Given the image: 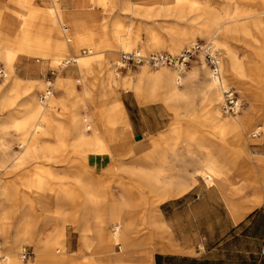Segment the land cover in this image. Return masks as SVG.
Here are the masks:
<instances>
[{
	"label": "bare ground",
	"instance_id": "1",
	"mask_svg": "<svg viewBox=\"0 0 264 264\" xmlns=\"http://www.w3.org/2000/svg\"><path fill=\"white\" fill-rule=\"evenodd\" d=\"M173 1L177 0H92V4H100L105 11H108L113 8V5L118 3L122 10L126 11V9H129L133 12L153 17L165 13L162 11L150 15L147 9L153 3L159 2L162 7V4ZM238 13L239 11L236 9L234 12H227V15L235 16ZM177 17L180 18L179 15ZM228 22L227 20L221 23L218 16H214L210 20V24L203 30L208 40L223 45L225 54L228 51H225L227 47L221 38L234 31ZM64 23V13L58 0H52L45 10H37L31 0H0V59L4 61L5 66L11 73L10 78L5 82L6 84L4 86L0 85V110L5 111V115L0 119V127L3 128L1 138H3L2 149L4 151L1 158V166L5 168L11 167L18 170L25 164L31 161H38L40 158L55 162L56 156L60 154L59 150L64 147V134L57 128L60 123L54 120L53 112L59 110L58 108L65 103L66 97L71 98L73 93L76 96H86L92 101H95L100 96L102 99L101 105L94 103L93 107L96 109L100 106L103 107L108 114L109 123L120 124L119 127L113 126L104 133L96 128H93L90 132L89 130L92 126L87 120V114L75 110L69 115L68 122L69 131L75 140L72 143V147L78 153L100 155L103 152H111L114 150L110 144L111 141L117 140L118 136H121L125 130L129 129V125L120 120L122 119V103L118 91L117 69L119 68L122 53L133 51L142 54L141 48L136 45V38L128 34L127 24L126 26L122 24L117 16L108 18V20L104 18L100 23L103 30H107L109 26L114 30L115 39L113 41L109 39L107 42L96 39V37L92 36L93 33L78 36L71 35L66 31V24L64 25ZM213 24H216V28L212 27ZM196 31L194 29L192 32L187 30L184 34L185 38L192 42L194 40L192 35ZM94 38L96 41H94ZM90 40L95 50L90 48L88 54L85 55L74 53L71 59L61 62L63 67L73 62V67L77 71V79L74 81L76 83L80 82L81 84H79L82 85V88L79 89L75 86L76 83L72 82V77L68 73L56 76V81L62 87H65L64 95L59 100L48 98L52 94L50 89L36 98V89L42 85L40 77L29 79L32 82L27 81L24 83V78L17 74L14 69L12 62L17 48L25 52L39 49L44 52H50L52 55L62 56L74 52L79 44L88 45ZM102 44H106L107 49L102 48ZM192 44L196 45L197 43ZM150 46H154L153 39L150 41ZM119 50L122 51L118 55ZM213 50L216 53L217 49L214 46H212ZM86 52L87 50L83 53ZM260 56H264L263 53L260 52ZM216 61V73L208 66L205 59L202 58L201 61L205 69L204 73L207 75L205 82L208 88L207 99L211 102V119L218 128L233 127L236 129L239 127L240 141L242 144H246V136H244L245 131L248 130L246 125L248 124L249 126L251 121L255 120L258 115L264 119V105L258 102L253 106L252 111L247 110L243 114L237 112L229 114L232 115V118H222L219 102L221 101V92L223 93L228 88V86H225L223 78L236 82L243 91L249 93L251 90L245 83L244 78L245 76L252 78L253 74L242 72L240 63L234 57H230L229 60L223 58L221 64H219V55L216 53ZM148 64L147 62L141 64L140 69L135 70L133 73H127L123 78L124 86L133 88L135 98L143 104L155 100H160L167 104L177 103L184 96L186 82L197 71L196 68H192L186 74H183V71L171 69L168 65L155 67L158 69L152 71L149 69ZM220 66H222L221 70ZM39 68L43 70L42 66ZM98 73L103 75V79L100 81H97ZM258 73L264 78V69ZM5 75H7V72L4 71V75L1 78ZM48 83L50 84L49 81ZM21 93L24 96L17 102V98ZM43 100L46 101L43 102ZM238 101L240 100L238 99ZM21 107L24 109L23 115L17 118L13 111L19 110ZM98 117L102 119L104 114L100 113ZM122 122L123 124H121ZM11 127H17L18 130H21V135L18 136L21 149L18 152H13L10 149L11 138L7 135H10L9 128ZM260 127L257 125L256 128ZM178 130V126L173 125L165 133H160L157 136L158 139L151 136V144L147 148L149 150L144 156L145 167H139L141 175L151 185V192L158 196L156 197L157 199H152L149 208L152 217L149 222H152L154 226H157L160 217V212L157 209L158 203L169 196L183 193L191 186V183L186 180L175 182L174 174H171L169 167L166 166L167 159L160 158L158 156L160 149H156L159 142L164 143L162 149L171 148L168 144L170 141L173 143L174 138L171 139L170 136L177 133ZM251 134L254 136L256 133L253 131ZM41 136H45L47 141L41 142ZM51 139H57L59 146L54 147ZM249 154L252 155L251 158L261 164L257 165V169L262 174L264 181V153L250 152ZM156 160L159 161L157 164L154 163ZM84 163L85 167L88 166L87 162ZM53 165L38 163L36 165L38 172L35 173L34 178L22 180L21 185L23 188L19 203L21 207L17 214V222L12 226L5 223L2 225L0 222V234L3 237V242H5L4 249H2L0 244V264H59L57 260L59 254L68 251L66 250V245L60 241L57 243V247L48 244L44 246L42 228L35 230V222L31 218L32 215H30L27 207L24 208L22 205L24 204L23 201L27 199L25 194L29 191L34 196L35 207L43 215L42 224L45 225L47 221H50L51 214L49 213L51 212L55 214L56 221L60 219L66 220L67 214L59 207L60 203L70 202L75 204L77 195H75L74 191L62 185L60 182L61 177H58V175L54 176V172H52ZM202 169V172L209 174L213 178L221 175L218 167L212 161L205 163ZM250 169L252 171V166H250ZM52 181L57 182L55 187L52 186ZM73 184L78 185L77 187L81 190L83 207L89 205L87 210H84V208L74 210L68 218L74 228H78L80 232L81 242H83V248L86 250L84 264H153L152 260L147 263L150 254L149 248L144 250L146 259V257L136 258L134 254L129 252L130 249L126 247L128 241L126 234H130L135 230V225H130L134 220L133 217V220L129 223L131 212L134 211H131V205L125 202L123 198H116L114 195L108 197V194L98 193L95 189L91 190L89 179L86 177L76 176ZM257 188L260 190L259 187ZM105 197L108 198L109 202L108 208L105 209L107 215L101 212L100 208L102 207L98 205ZM260 198H262V190H260L259 201ZM51 201L55 202L57 208L52 207ZM102 211L104 212V210ZM140 218L138 225L145 227L149 222L145 219L144 214ZM90 234L95 235L96 238L91 239ZM26 237L33 241L34 250L36 251V258L30 262L25 261L22 256V250L17 251L19 241ZM116 244L118 248H114ZM70 258L72 257L70 256Z\"/></svg>",
	"mask_w": 264,
	"mask_h": 264
},
{
	"label": "rangeland",
	"instance_id": "2",
	"mask_svg": "<svg viewBox=\"0 0 264 264\" xmlns=\"http://www.w3.org/2000/svg\"><path fill=\"white\" fill-rule=\"evenodd\" d=\"M31 1L37 10H45L52 0H43V5H38L36 0ZM58 2L60 4L61 0H58ZM162 5L161 7V3L156 2L147 9L150 15L162 11L165 12L162 15L152 17L133 12L129 9H126V11L122 10L118 3L113 5V8L108 11H105L100 4H93L95 12H97V16L100 18V22L101 19L103 20L106 18L108 20V18L117 16L122 24L125 26L127 24L126 28L128 34L136 38V45L138 48H141L142 54L150 55L152 53H161L165 51L178 55L184 49L191 48L193 46L192 43H197L199 45L210 43L217 49L216 53L219 55V64H221L223 58L229 60L230 57H234L235 60L240 63L242 72L253 74L252 78L246 76L244 78L251 93L243 91L236 82L228 81L223 78L225 86L231 88L235 92L236 97L241 101L238 113L243 114L244 111H252L253 106L258 102L264 105V78L258 75V72L264 69V56H260V52L264 55V0H177ZM236 9L239 11L237 15H227V12H234ZM177 15H179L180 18H178ZM214 16H218L219 22L221 23L228 20L229 26L234 30L229 35L221 38L222 42L227 47L225 51L228 52L226 54L224 53L223 45L208 40L205 32H203ZM65 24L66 23H64V25ZM212 27L216 28V24H213ZM193 29L197 31L192 35L194 40L190 42L189 39L185 38L184 34L187 30L192 32ZM107 30L109 31L107 37L113 41L116 37L114 30L110 26ZM93 37L96 36L93 35ZM152 39L154 43L153 47L150 46V41ZM79 45H84L82 49L87 50V52L83 53L81 50L79 51L75 48L76 50L74 52L59 56L57 54L52 55L50 52H44L39 49L32 52H25L17 48L12 63L17 74L24 78V83L27 81L32 82L29 79L40 77L42 85L40 88L37 87L36 89V98L50 89L52 94L48 98L59 100L64 95L65 87H62V85L56 81V76L68 73L72 77V82H75L74 80L77 79V71H75V67H73V62L68 63L65 67L61 66V62H64L66 59H71L74 53L77 55H85L88 54L90 48L94 49L91 40L88 45ZM101 47L107 49L106 44H102ZM120 51L122 50H119L118 55ZM23 56H28L34 61H36V59L45 61L49 68L48 72L44 76L22 75L18 71L16 64L23 59ZM202 58L207 62L204 52L200 49V51L195 52L186 63V67L182 72L183 74H186L188 70L192 68H196L197 71L196 74L186 82L183 98L175 104L164 103L162 106L167 120L163 133L173 125H177L179 130L177 133L170 136L171 139L174 138V141H172L173 143L170 141L168 144L171 148L162 149L164 143L159 142V145L156 147V149H160L158 156L167 159L168 162L166 166H171L174 171H180L188 166H192L195 171L200 164L202 166L204 165L205 162L203 161L201 163V161L208 154L216 156V158L222 159V162L219 163H223L225 166L227 176L233 174L234 170L243 173L244 193L249 189H253L255 185H257L256 188L259 187L263 192L264 181L262 179V174L257 169V165L261 164L251 158L252 155L249 153H264V119L258 115L255 120L251 121L249 126L248 124L246 125V127H248V130L244 133V136H246V144H242L240 141V136L238 134L239 127L236 129L233 127L218 128L211 119V102L207 99L208 88L205 82L207 75H205V69L201 64ZM140 65L141 64L133 69H117L118 78H116L118 79L117 83L119 85L118 91L120 98L121 94L130 97L133 92L134 95L133 88L129 86L126 88L124 86L123 78L127 73H133L135 70L140 69ZM208 66H210V64H208ZM148 67L152 71L158 69L152 65ZM170 67L171 69H176L172 66ZM0 68L7 72V75L0 79V85L4 86V84H6L5 82L10 78L11 73L1 59ZM221 69L222 66H220V70ZM89 79L91 78L89 77ZM102 79L103 75H99L98 73L97 81ZM79 83L80 82H77L75 86L81 89L82 85ZM23 96V93L19 94L17 102H19ZM99 97L96 98L95 101H92V99L86 96H76L75 93H73L71 98L66 97L65 103L58 108L59 110L53 112L54 120L60 123L57 128L64 134V147L59 150L61 155L59 154L56 156L55 162H51L46 158H40L38 161H31L25 164L18 170L1 166V158L4 151L2 149L3 138H1L3 135V128L0 127V222L2 225L5 223L12 226L17 222V214L21 207V204H19L21 200L20 196L23 188L21 182L31 177L32 179L34 178L35 173L38 172L36 168L38 163L47 164L49 166L54 164V168H51L52 172H54V176L58 175V177H61L60 182L62 185L71 189L75 192V195H77L75 204L70 202L60 203L59 207L67 214L66 220L60 219L56 221L55 214L51 212L49 213L51 214L49 218L50 221H47L45 225L41 223L43 215L40 210L35 207L34 196H32L31 192H26L25 195L27 199L23 201L24 204H22L24 208L27 207L30 215H32L31 218L35 222V230H40L39 228H42V232H44V246L48 244L57 247L59 241L63 243L66 242V250H68V253L65 251L59 254L57 257L59 264H84L85 261L86 250L83 248L80 232L78 228H74V225L70 222V219H68L69 215L72 214L74 210L82 208L87 210L89 207V205L83 207L81 190L77 187L78 185L73 184L74 178L79 175L89 179L91 189L93 190L102 186L104 188L100 189L104 191L103 193L110 190L117 194L116 198H122L124 195L128 196L127 199L131 202V211L134 210L133 212L130 211L133 215H130L131 219L129 223L134 218L130 225H135L136 230H131L132 232L130 234H126L128 237L126 247L130 249L129 252L131 254H134L136 258H145L146 253L144 250L146 248H152L154 252L153 245L158 239L156 226H154L152 222H149L152 218L149 211L150 202L152 199H157L156 197L158 196L151 192L149 181L141 175L138 168L139 164H146L144 156L149 150L147 148L151 144L152 138L151 135H148L146 144L142 148H138L137 142L131 133V125L128 121L124 106L122 105L121 107L122 119L120 120L128 124L129 129L125 130L121 136H118L117 140L111 141L110 144L114 149L113 151L103 152L100 155H92L91 153H86V155H84L78 153V151L74 150L72 147V143L75 140L69 131L68 118L75 110L87 114V120L92 126L89 130L90 132L93 128H96L104 133L109 131L113 126H120L119 123H109L108 114L103 107L100 106L97 109L93 107L94 103L101 105L102 99ZM45 101L46 100H43V102ZM223 103V93L221 92V101L219 102L221 117L232 118V115L226 114L223 111ZM23 111L24 109L21 107L19 110H14L13 113L17 118H20L23 115ZM100 113L104 114L102 119L98 117ZM4 115L5 111L0 110V119L3 118ZM123 122L121 124H123ZM257 125L261 127L256 128ZM253 131L256 133L254 136L251 134ZM9 132L10 135L7 136L11 138L10 149L13 152L20 151L21 147L19 146L18 136L21 135V130H18L17 127H11L9 128ZM186 136L188 137L186 138ZM125 138H129L126 148H124L125 146L123 144ZM40 139L41 142L47 141L45 136H41ZM51 141L54 147L59 146V141H57V139H51ZM234 145H236L238 149H236ZM138 150L146 151L137 154ZM84 162H87L86 164H88V166L85 167ZM250 166H252V171ZM194 174L198 175L195 172ZM57 182H59V180H57ZM57 182L55 183L52 181V186L55 187ZM261 199L262 198H260V201ZM106 202H108L107 197L103 198L98 204L102 207L100 209L104 215H107L105 209H107L109 205V202ZM51 205L53 208H57L54 201H51ZM102 210H104V212ZM142 214L145 215V219L149 222L145 227L138 225ZM136 216L139 217L137 218ZM124 232L126 231L124 230ZM90 237L91 239L96 238L93 234H90ZM0 244L2 249H4L5 242H3L1 234ZM22 247L32 253V257L28 260L25 259V261H33L36 258L33 241L28 237L22 238L19 241V248H17V251L19 252L22 250ZM114 248H118V245H114ZM70 256L72 258H70ZM148 258L149 259L146 257L147 263L151 260V251Z\"/></svg>",
	"mask_w": 264,
	"mask_h": 264
},
{
	"label": "crops",
	"instance_id": "3",
	"mask_svg": "<svg viewBox=\"0 0 264 264\" xmlns=\"http://www.w3.org/2000/svg\"><path fill=\"white\" fill-rule=\"evenodd\" d=\"M36 2L38 5L44 3L43 0ZM60 7L64 13L65 29L69 34L78 36L93 33L100 41L109 40V31L100 27V18L92 0H61ZM82 47L84 45L76 48L84 52ZM46 64L40 59L34 61L23 56L16 65L22 75L44 76L49 70ZM121 103L138 148L146 144L148 135L157 137L164 132L167 120L162 106L165 102L151 101L143 104L138 102L132 92L130 97L121 94ZM136 135L141 137L136 139ZM123 142L126 148L129 138H125ZM145 151L138 150L137 154ZM203 161L214 162L221 175L211 177L202 172L201 164L195 171L192 166L180 171H174L169 166L175 182L186 180L191 186L183 193L169 196L157 205L160 212L156 226L158 239L153 245L154 252L149 248L153 264H264V190L259 201L258 188L254 187L244 193L243 173L234 170L233 174L227 176L225 166L219 163L222 159L213 155L208 154L201 163ZM158 162L154 161L155 164ZM142 166L145 167L142 163L138 168ZM100 188L104 187L100 186L95 191L103 193ZM105 194L108 197L117 195L110 190ZM127 197L122 196L131 205Z\"/></svg>",
	"mask_w": 264,
	"mask_h": 264
},
{
	"label": "built area",
	"instance_id": "4",
	"mask_svg": "<svg viewBox=\"0 0 264 264\" xmlns=\"http://www.w3.org/2000/svg\"><path fill=\"white\" fill-rule=\"evenodd\" d=\"M204 52L205 58L210 64V67L217 72V61H216V53L212 51V46L209 43L196 44L191 48L184 49L181 54L174 55L168 52L161 53H152L150 55H142L136 52H124L121 54V59L119 63V68L127 70L133 69L137 67L139 64H143L145 62L149 63L153 67L159 66H172L180 71H184L186 67V63L189 58L197 51ZM4 75V70L0 68V78ZM224 100L223 109L228 114H235L239 111L241 102L238 101V98L235 95V92L231 88H227L224 90ZM262 251H264V243L262 247ZM22 256L24 259L31 258L32 253L25 248H22Z\"/></svg>",
	"mask_w": 264,
	"mask_h": 264
},
{
	"label": "water",
	"instance_id": "5",
	"mask_svg": "<svg viewBox=\"0 0 264 264\" xmlns=\"http://www.w3.org/2000/svg\"><path fill=\"white\" fill-rule=\"evenodd\" d=\"M140 137H141L140 135H136V136H135L136 139H139Z\"/></svg>",
	"mask_w": 264,
	"mask_h": 264
}]
</instances>
